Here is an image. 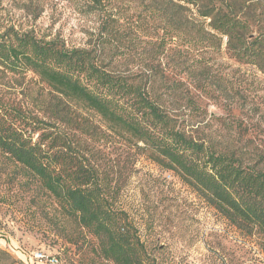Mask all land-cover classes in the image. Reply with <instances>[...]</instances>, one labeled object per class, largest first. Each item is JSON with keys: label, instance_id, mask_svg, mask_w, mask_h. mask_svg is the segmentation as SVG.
Here are the masks:
<instances>
[{"label": "trees", "instance_id": "16d2710c", "mask_svg": "<svg viewBox=\"0 0 264 264\" xmlns=\"http://www.w3.org/2000/svg\"><path fill=\"white\" fill-rule=\"evenodd\" d=\"M83 1L91 11L105 12L103 0ZM161 1L164 6L159 9L167 18L161 25L158 48L164 49L173 38L214 46L213 38L225 37L232 57L264 73V30L252 34L253 24L235 6L225 0H177L169 9L167 1ZM180 2L197 7L195 23L182 22ZM259 8L264 10V3ZM116 36L106 26L105 35L96 43L109 46ZM98 44L65 46L27 30L4 27L0 30V70L12 74L30 70L59 92L66 105L76 104L95 113L130 151L128 161L133 163L136 155H144L171 172L229 225L256 237L264 255V153L247 152L243 144L221 146L188 133L185 115L191 113L185 108L194 111L199 106L187 96L182 80L165 76L164 62L158 60L135 72L112 70L98 54ZM49 117L0 102V208H11L28 226L40 204H51L80 231L73 238L59 230L46 235L56 242V236L66 237L75 247L90 246L111 264H189L168 243H157L147 206L145 220L138 223L122 205V190L132 171L120 165L118 158L106 168L80 141L74 142L72 127L67 130ZM78 128L80 133L94 131L82 122ZM36 224L34 220L32 225ZM207 257L213 264L225 262L214 253ZM0 264L23 262L0 248Z\"/></svg>", "mask_w": 264, "mask_h": 264}, {"label": "rangeland", "instance_id": "374dc122", "mask_svg": "<svg viewBox=\"0 0 264 264\" xmlns=\"http://www.w3.org/2000/svg\"><path fill=\"white\" fill-rule=\"evenodd\" d=\"M103 1L105 12L91 11L83 0H0V30L9 26L65 46L90 47L101 41L99 36L105 35L106 26L111 27L117 33L113 44L96 46L106 67L128 73L156 65L158 60L164 62L165 76L182 80L187 96L199 106L194 111L185 108L191 113L185 115L188 133L221 146L243 144L247 152L264 153V73L232 57L225 37L213 38L214 46L173 38L164 49L158 48L161 25L167 18L161 13V0ZM166 1L169 9L178 2ZM225 2L251 21L252 34L264 30V10L259 8L264 0ZM181 4L182 22L195 23L197 7ZM181 101H185L184 96ZM0 102L39 117L50 116L67 130L72 127L74 142L80 141L106 168L118 158L120 165L132 171L122 190V205L138 223L145 220L147 206L157 243H168L177 256H186L189 264H213L207 257L211 253L223 257L224 264H264L256 237L229 225L175 175L144 155H136L133 163L128 161L130 151L95 113L76 104L66 105L64 97L32 71L12 74L0 70ZM81 122L90 124L94 131L80 133ZM40 211L36 210L27 226L11 208H0V248L23 264H111L94 254L90 246L75 247L63 236H56L57 242L49 238L46 234L50 231L59 230L73 238L80 230L74 222L64 221L51 204H40ZM34 220L36 225H32ZM141 228L144 231L143 224Z\"/></svg>", "mask_w": 264, "mask_h": 264}]
</instances>
